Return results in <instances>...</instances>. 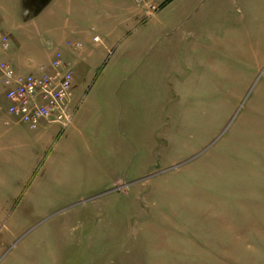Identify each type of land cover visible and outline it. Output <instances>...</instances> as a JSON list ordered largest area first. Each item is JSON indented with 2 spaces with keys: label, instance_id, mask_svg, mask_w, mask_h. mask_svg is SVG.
<instances>
[{
  "label": "rangeland",
  "instance_id": "rangeland-1",
  "mask_svg": "<svg viewBox=\"0 0 264 264\" xmlns=\"http://www.w3.org/2000/svg\"><path fill=\"white\" fill-rule=\"evenodd\" d=\"M35 1L0 31L24 73L73 52L74 115L32 172L6 166L0 264H264V0H153L135 26L70 0L39 29Z\"/></svg>",
  "mask_w": 264,
  "mask_h": 264
},
{
  "label": "crops",
  "instance_id": "crops-1",
  "mask_svg": "<svg viewBox=\"0 0 264 264\" xmlns=\"http://www.w3.org/2000/svg\"><path fill=\"white\" fill-rule=\"evenodd\" d=\"M20 1L21 0H0V27L2 29L10 26L14 22L16 11L20 12L21 10V6L19 5ZM102 1L106 2L104 8H108V11L113 14L112 16H107L109 20H111L110 18H116L117 13L121 9L123 10L125 8L129 12L132 26L139 24L140 19L143 15L147 17L153 14L151 11H146L147 9L145 6H143V8L145 9H137L135 7L128 8L124 3H122V1L120 2L119 0L116 2H114V0ZM170 2H172V0L163 2L162 5H159V9L156 10H165ZM69 4H71L70 0H50L48 5L45 6L43 10L36 16L40 17L44 14L42 17V21L38 20L34 22L36 28L39 29V26L41 27V22H43V20L48 17H52L53 21L55 19L60 20V18L66 21L67 16L71 13V7L69 6ZM154 7L158 8V6ZM76 11L80 12L82 18V14L84 13L82 7L78 6L76 8ZM9 13L15 14L9 15ZM59 30V28H48V32H53V35L56 37L55 39L57 45L65 47L67 42L63 41V37L65 35L64 29H62L60 32ZM106 32V36L109 38H116V35L118 34V31H109L108 29L106 30ZM6 35L9 37L11 46L8 52L4 54L3 58L9 61L20 74H26L24 72L33 71L34 68L31 62L24 58L21 53V48L11 40V36L9 34ZM94 37L92 39L85 38V40L94 43ZM96 37L98 38L99 42L100 38L98 36ZM98 42L94 44L97 45L101 41L99 43ZM76 48H78V45L76 46ZM64 51V61H68V59L70 60L73 58V52H71L70 54L67 49ZM55 53L59 52H57L55 49L53 51V54L49 56L48 62L46 64L51 61ZM70 70L73 73V69L71 67ZM2 102L3 98L0 95V103ZM61 135L62 132L60 128L58 130H52L50 126H45L36 131H30L25 126L17 124L13 120L0 115V199L5 197L4 192L6 191V184L10 183L8 182L9 178L7 175V164L11 163L17 165L19 174L32 172L38 164L42 154L45 153L48 149L54 147L57 143V140L61 138ZM42 172H44V167L41 169V173ZM43 185L44 183H39L36 187L37 191H40Z\"/></svg>",
  "mask_w": 264,
  "mask_h": 264
},
{
  "label": "built area",
  "instance_id": "built-area-1",
  "mask_svg": "<svg viewBox=\"0 0 264 264\" xmlns=\"http://www.w3.org/2000/svg\"><path fill=\"white\" fill-rule=\"evenodd\" d=\"M146 11L155 10L153 0H133ZM98 41V38L94 39ZM10 40L0 31V115L36 131L45 126L57 125L63 132L72 123L74 110L73 73L59 53L48 64L36 71L20 74L7 60Z\"/></svg>",
  "mask_w": 264,
  "mask_h": 264
},
{
  "label": "water",
  "instance_id": "water-1",
  "mask_svg": "<svg viewBox=\"0 0 264 264\" xmlns=\"http://www.w3.org/2000/svg\"><path fill=\"white\" fill-rule=\"evenodd\" d=\"M49 1L50 0H36L29 8L30 11L33 12V16L36 17Z\"/></svg>",
  "mask_w": 264,
  "mask_h": 264
}]
</instances>
